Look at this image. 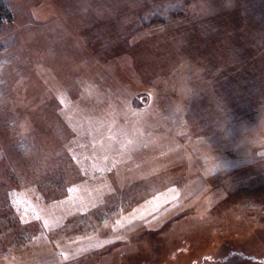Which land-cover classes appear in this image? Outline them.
Returning a JSON list of instances; mask_svg holds the SVG:
<instances>
[{"label":"rangeland","instance_id":"obj_1","mask_svg":"<svg viewBox=\"0 0 264 264\" xmlns=\"http://www.w3.org/2000/svg\"><path fill=\"white\" fill-rule=\"evenodd\" d=\"M0 264H264V0H0Z\"/></svg>","mask_w":264,"mask_h":264}]
</instances>
